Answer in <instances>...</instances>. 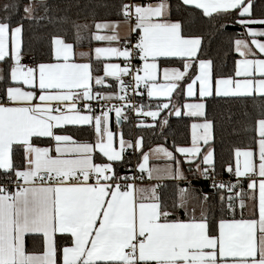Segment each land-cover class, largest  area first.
I'll list each match as a JSON object with an SVG mask.
<instances>
[{"label":"snow or ice","instance_id":"6c2138e0","mask_svg":"<svg viewBox=\"0 0 264 264\" xmlns=\"http://www.w3.org/2000/svg\"><path fill=\"white\" fill-rule=\"evenodd\" d=\"M0 264H264V0H0Z\"/></svg>","mask_w":264,"mask_h":264},{"label":"trees","instance_id":"16d2710c","mask_svg":"<svg viewBox=\"0 0 264 264\" xmlns=\"http://www.w3.org/2000/svg\"><path fill=\"white\" fill-rule=\"evenodd\" d=\"M58 3H68L69 0H56ZM76 3H89V2H105V0H74ZM72 13L76 12V9L71 10ZM230 31H234V29H229ZM227 61V67L225 68V71L231 69L232 67V57H224L221 53L218 63ZM231 107L234 110L237 109L236 105H224V111L227 113L228 108ZM189 123V121L180 120L178 118L173 117L171 119V128L167 130L165 135L168 138V144L171 145L172 141L175 139L178 143H181L184 141V139L189 135V129L186 127V125ZM125 134L126 135H143L145 137V150L148 149L149 146L156 145L157 143H163L164 138L160 136V130L157 128L155 130V134L151 130H137L133 129L131 125H125ZM240 138H234L228 136L226 138L225 142V149L229 148L231 144L233 143H240ZM133 163H135V158H133Z\"/></svg>","mask_w":264,"mask_h":264},{"label":"crops","instance_id":"0c3cea01","mask_svg":"<svg viewBox=\"0 0 264 264\" xmlns=\"http://www.w3.org/2000/svg\"><path fill=\"white\" fill-rule=\"evenodd\" d=\"M124 31H126V30H122V34H123ZM154 146H155V145H153L152 147H154ZM145 151H147V150H145ZM160 163H163V162L161 161Z\"/></svg>","mask_w":264,"mask_h":264},{"label":"built area","instance_id":"2783aa9c","mask_svg":"<svg viewBox=\"0 0 264 264\" xmlns=\"http://www.w3.org/2000/svg\"><path fill=\"white\" fill-rule=\"evenodd\" d=\"M148 122H151L150 118H149V121Z\"/></svg>","mask_w":264,"mask_h":264},{"label":"rangeland","instance_id":"374dc122","mask_svg":"<svg viewBox=\"0 0 264 264\" xmlns=\"http://www.w3.org/2000/svg\"><path fill=\"white\" fill-rule=\"evenodd\" d=\"M134 128L132 127V130H133Z\"/></svg>","mask_w":264,"mask_h":264}]
</instances>
